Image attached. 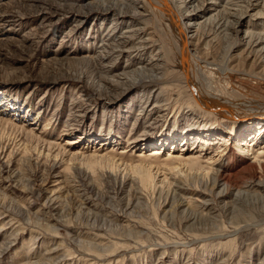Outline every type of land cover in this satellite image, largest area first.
<instances>
[{
    "label": "rangeland",
    "instance_id": "obj_1",
    "mask_svg": "<svg viewBox=\"0 0 264 264\" xmlns=\"http://www.w3.org/2000/svg\"><path fill=\"white\" fill-rule=\"evenodd\" d=\"M227 1L191 0L178 13L199 27L191 39L192 73L202 79L193 78L195 88L240 113L264 101V62L243 45L247 29L264 35V15L247 17L224 39L204 23L239 7ZM96 4L0 0V264H264V172H240L256 153L264 162V134L255 144L249 133L235 138L202 111L180 70L177 40L161 23L160 59L156 50L101 57L113 20L102 21ZM134 25L155 26L149 17ZM142 57L155 74L103 88L96 61L122 70ZM215 122L218 133L203 149L202 135L176 134ZM78 151L84 159L67 156ZM168 152L201 162L168 163ZM140 164H152L154 184H142Z\"/></svg>",
    "mask_w": 264,
    "mask_h": 264
},
{
    "label": "bare ground",
    "instance_id": "obj_2",
    "mask_svg": "<svg viewBox=\"0 0 264 264\" xmlns=\"http://www.w3.org/2000/svg\"><path fill=\"white\" fill-rule=\"evenodd\" d=\"M94 1L97 3L96 5L97 8L99 9L98 11L101 13L103 17L100 19L102 21L105 20L107 21V17L110 16L112 17L113 20L106 29V31L103 33L104 35L102 36L99 42L100 52L104 54L101 55V57L105 58L106 56L108 61L109 60L114 61L117 60L120 56L128 53L129 55H132V57L131 56L128 57L127 60H131L133 59L134 56L139 55L141 51L146 53L149 51L148 54L151 55V53H153L154 50H156L154 53L157 56V58L160 59L159 57L161 55L160 54L161 48H158V45L155 46L154 42H156L157 40H155L154 37H155L156 28L157 26H159L157 23H161V25L167 31H169V33L173 36L174 40H177L176 43L178 45L177 48L179 52L177 55L180 61V68H181L180 70L182 71V74L185 77L186 84L189 88L190 93L192 94V97L195 98L194 101L197 103V105L200 108H202V111L211 113L213 116H215L217 119L221 121L220 122L221 124L228 125L231 135L234 136L235 138L237 136L243 137L247 133H249V137H251V142H254L255 144L256 142L255 140H257V138H260L264 134V101H256L252 103L247 102L248 104L245 102L246 104L244 105L250 104L247 107L249 109L244 108L245 110L240 113L228 112L226 110L227 108H230L229 107L230 104L229 106L222 105V103H216V102L214 103L209 99L207 100L195 88V85L193 84V81L195 80H193V78L195 77L198 82H202V79L199 75L196 76V73L195 74L192 73V71H194L192 70L193 68L192 61L194 59L192 58V55L194 51H192L193 49L191 48L195 46L192 44L191 39L195 40L197 36L196 30H199V27L194 26L195 24H193V18L190 14L186 13L182 15L178 13L181 9L184 8L185 5L190 4L191 0H94ZM231 3L234 4L235 6L237 5L239 6L238 8H236L234 12H231L229 10H222V13L221 14L219 13L220 15L218 17L209 18L204 23L206 29H209V31L215 33L216 35H220L223 33L224 39L225 37L227 38V36L232 34L231 31L235 28V26L242 23L247 17H252V16L263 17L264 15V0H231V2L229 0V2L227 1L225 4L229 6V4ZM257 7H259L258 10L256 9ZM250 9H256L252 15L248 14ZM144 17L145 18L149 17L152 20V22L155 24L154 29H151V31L145 30L139 27L138 25H134V22L137 21V19H141ZM125 20L127 22L130 20V24L129 26H125L122 32H119L120 29L118 28L119 27L118 24L119 23L125 24L126 23ZM248 22L249 21L246 22V26H248L247 25L249 24ZM159 28L161 29L162 27ZM208 34L210 35V33ZM216 38H219V36H217ZM244 38L246 39L243 45L245 46L247 56L249 57V55L250 56L252 55L254 60H258V63L264 62V35L259 32H253L247 29V31L244 32ZM173 44H175V42ZM138 60L139 63L136 67L134 68L129 67L122 70H116L115 68H113V66H111V62L106 63L104 61H96L97 70L99 73L101 72L100 74H102V76H98V78L102 81L103 88H105V90L114 88L117 85L125 83L128 80V78L129 77L132 78V76L138 77L147 74L150 75L155 74V70L152 71L151 69H149L152 66L150 59L147 60V59H143L142 57L139 58ZM196 65H198V63ZM205 65L208 67L213 64L208 62L205 63ZM126 67L128 66L126 65ZM198 69L199 66L197 68V71ZM205 80L211 81L208 79ZM212 97L214 98V96ZM215 100L217 101V98ZM217 123L218 122H215L214 124H203L198 126L197 129L194 127L191 128L189 127L186 129L179 130L178 133L176 134L178 137L180 138L182 137L183 140L186 141H190L192 139L189 138L188 135L191 134H194L193 136L197 135L195 139H198L199 136L202 135L201 136L202 140L206 138L204 140L205 142L201 144V147L203 146L202 147L203 149L204 146L207 145L208 140H213L214 135L218 133L220 127L219 125H217ZM175 132L176 130L164 131L162 133H164L168 137L170 134L171 136L172 134L175 135ZM201 133H204L205 135L203 136V134ZM109 139L110 140L112 139L110 135L105 140H109ZM243 141L244 140H241L240 142L237 143V145H240L241 143H243ZM169 142L173 143L174 140ZM77 143L78 142L75 141L73 142V145ZM69 144H71V142H66L67 146H69ZM102 144L104 146L107 145L104 143ZM251 146H253V144ZM181 147H184V144ZM242 152H244V154L246 153V156L250 155L249 153L250 149L245 148L243 149ZM84 154L85 153L78 151V152H71L67 156L70 157V160L79 159V158L84 159ZM260 154H262V152L256 153V155L253 157V161L248 163L246 166H243L240 172L242 171H247L248 173L258 172L259 174L264 172V162L260 161L259 159L261 157ZM193 155L194 153L193 154L188 153V154L177 155L181 157H172V153L169 154L168 152L166 154L167 158L165 159V161L168 162V161L178 160L181 161V164H183L182 166L186 164V165H190L193 168V164H192L193 161L201 162L198 159H194ZM92 157L96 160H100V159L102 160V158H104L102 155L96 154V152L92 154ZM168 157H170V159ZM168 163L165 164L167 165ZM113 164L115 165V163ZM151 165L149 166V168H145L140 164V166L134 168L137 171H142L145 173V175L141 173L143 174V178L141 179V182L145 187L154 184V180L151 174L152 168H150ZM204 166L205 167L198 166V169L202 172H206V175L208 176V172L210 170H207V165ZM185 168L186 167H184V169ZM223 181L225 184H228L229 178H227V180L223 179Z\"/></svg>",
    "mask_w": 264,
    "mask_h": 264
}]
</instances>
